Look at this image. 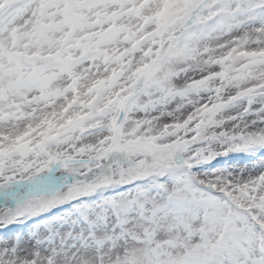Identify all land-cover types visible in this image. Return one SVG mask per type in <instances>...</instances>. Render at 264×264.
Wrapping results in <instances>:
<instances>
[{"label": "snow or ice", "instance_id": "snow-or-ice-1", "mask_svg": "<svg viewBox=\"0 0 264 264\" xmlns=\"http://www.w3.org/2000/svg\"><path fill=\"white\" fill-rule=\"evenodd\" d=\"M0 264H264V0H0Z\"/></svg>", "mask_w": 264, "mask_h": 264}]
</instances>
